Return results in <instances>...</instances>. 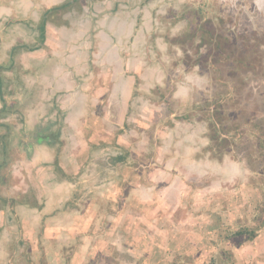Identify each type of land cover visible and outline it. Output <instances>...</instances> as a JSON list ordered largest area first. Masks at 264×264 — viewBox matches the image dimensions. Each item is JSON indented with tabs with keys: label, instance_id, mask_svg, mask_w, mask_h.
Here are the masks:
<instances>
[{
	"label": "rangeland",
	"instance_id": "1",
	"mask_svg": "<svg viewBox=\"0 0 264 264\" xmlns=\"http://www.w3.org/2000/svg\"><path fill=\"white\" fill-rule=\"evenodd\" d=\"M30 1L26 12L22 7L18 15L29 32L34 30L32 46L60 43L62 26L76 27L87 5L85 0ZM96 1L102 13L110 12L102 20V29L94 32L106 30L119 15L126 20V32L131 26L143 31L137 46L130 32L124 36L130 42L129 57L137 59L131 62L129 77L120 80L110 67L95 64V78L80 97L84 114L77 123L82 121L80 135L85 141L71 142L68 136L76 130L57 112L65 135L49 146L58 155L54 163L58 159L60 163L56 176L67 185L57 200L64 214L60 220L73 230L70 238L60 242L66 264L71 259L73 264H264V228L250 241L243 236L225 239L221 229L224 224L236 229L257 223L253 217L264 207L258 153L243 143L240 152L226 153L218 160L205 149L209 101L213 97L230 101L226 94L220 96L224 85L212 79L215 72L209 66L192 65L193 59L207 52L206 47L197 50L194 42L183 49L167 41L199 19H210L217 32L232 40L243 35L264 40V0ZM5 24H9L6 19L1 25ZM98 39L95 36V43ZM260 49L264 51V43ZM94 85L104 86L97 96ZM250 85L249 106L263 109L264 80ZM238 108L234 105L232 110L236 113ZM15 138L19 140L5 141L7 156H0L2 209L15 196L36 204L34 197L38 194L43 200L49 187L48 175L33 179L34 173L27 174L23 166L19 169V160L25 158L24 137ZM74 152L79 154L75 164ZM21 180L29 187L25 197H21L26 189ZM8 186L11 196H7ZM25 225L35 236L44 230L43 219ZM60 227L68 233L67 227ZM18 228L15 225L6 246L20 236ZM27 239L28 248L36 245L31 244L35 238Z\"/></svg>",
	"mask_w": 264,
	"mask_h": 264
},
{
	"label": "crops",
	"instance_id": "2",
	"mask_svg": "<svg viewBox=\"0 0 264 264\" xmlns=\"http://www.w3.org/2000/svg\"><path fill=\"white\" fill-rule=\"evenodd\" d=\"M30 4V0H0V156L3 158L7 156L3 151L5 141L19 140L15 136L24 137L22 147L25 158L19 160V169L23 166L27 174L34 173L33 179L39 175V179L48 175L46 183L49 187L45 189L43 200L39 199L38 194L36 198L34 197V200L38 199L36 204L18 200L15 196L13 197L15 200H9V207L0 208V264H66L64 245L60 242L70 238L69 234L73 235V230L60 220L64 214L59 209L57 200L62 197L58 195L67 185H65L66 180H62L64 178L59 179L56 176V168L60 163L59 159L54 163L58 155H53V150L49 146L57 142L60 135L63 137L65 135L57 112L60 111L64 116L63 122H70L71 127L76 130V133L68 136L71 142L85 141L80 135L82 121L80 124L77 123L84 114L80 97L84 95L88 83L95 78L97 73L94 71L95 64L99 66L105 64V67H110L113 77L120 80L129 77L127 72L131 62L137 59L129 57L130 42L128 43V39L124 38L130 32L128 35L135 36L133 44L137 46L143 29L131 26L126 32V20L119 15L115 16L106 30L96 33L95 29H102V20L109 17L110 10L102 13L98 7L97 23L93 25L95 14L85 7L86 14L77 22L76 27L62 26L60 43L53 45L46 41L32 46L29 43L34 36V30L29 32L30 28L19 21L21 15H18L23 11L22 7H25L26 12V6ZM4 19L9 24L2 26ZM41 28L43 29L42 25ZM95 36L99 37L96 43ZM96 44H98L97 48ZM133 54L135 56V52ZM93 87L97 96L104 86ZM31 125L43 129L44 135L39 137L37 143L29 142L32 136L28 131L21 133L22 130L26 131L25 127ZM6 135L9 138L6 139ZM68 158L70 159L69 156ZM78 158L79 154L74 152L72 163L75 164ZM15 166H12L11 172L16 176L18 170ZM9 170L10 168L1 172ZM15 176L13 178H16ZM20 182L26 188L21 193V197H25L24 193H29V187L25 186L23 180ZM13 187L18 188L15 183ZM10 191L11 187L7 196H11ZM40 192L38 188L37 193ZM37 219L39 222L43 219L44 230L35 236L34 232L25 229V224ZM49 222L53 223V226L50 227ZM15 225L19 227L20 236L6 246V240L15 234ZM20 226H23L22 229ZM60 226L67 227L68 233ZM31 237L35 238L31 244L36 242V245L31 247L28 245V248L27 238ZM51 239L55 242H50ZM19 243L23 244L22 247L18 246ZM68 264H73L72 259Z\"/></svg>",
	"mask_w": 264,
	"mask_h": 264
},
{
	"label": "trees",
	"instance_id": "3",
	"mask_svg": "<svg viewBox=\"0 0 264 264\" xmlns=\"http://www.w3.org/2000/svg\"><path fill=\"white\" fill-rule=\"evenodd\" d=\"M199 20L188 25L182 33L169 37L167 41L181 44L183 49L194 42L197 50L206 47L205 54H200L193 60L187 53L186 57L193 61L192 65L209 66L215 72L211 73L212 79L224 85L220 96L224 97L226 94V99L230 101L223 103L221 97H213L209 101L212 108L208 116L209 140L205 149L219 160L226 153L240 152V144L246 143L247 146L244 147L251 150L255 147L264 179V108H258L257 104L249 106L250 83L264 80V51L260 49L264 40L251 35L232 40V37L217 32L210 19ZM234 105L239 106L236 113L232 110ZM259 186L264 197V184L260 183ZM254 216H257L253 217L257 222L254 226L238 225L236 229H232L224 224L221 229L226 234L223 237L233 239L243 236L247 241L253 240L259 229L264 228V207Z\"/></svg>",
	"mask_w": 264,
	"mask_h": 264
},
{
	"label": "flooded vegetation",
	"instance_id": "4",
	"mask_svg": "<svg viewBox=\"0 0 264 264\" xmlns=\"http://www.w3.org/2000/svg\"><path fill=\"white\" fill-rule=\"evenodd\" d=\"M86 1V4L87 5H85V6H87L88 8H89V10H90V12H93L94 14H95V16L93 17V19L95 20V21H93V25L95 24L96 25V20H97V14H98V11L96 10L98 7H100L99 5V3L95 0V1H93V4L91 3V2H89V0H85ZM97 2V3H96ZM91 3V5H92V7H90V6H88L89 4ZM96 3V9L94 8L95 7V4ZM85 6H83L82 7V14L83 15H85L86 14V8H85ZM99 21V20H98ZM41 128L42 127H40L39 129L37 128V127H35V126H33V125H31V127H30V129L28 130V132L31 134V136H32V138H31V140L29 141L30 143L32 142V143H37L38 142V140H39V137L41 138V136L42 135H44L43 133V129L41 130ZM42 131V133H40L41 131Z\"/></svg>",
	"mask_w": 264,
	"mask_h": 264
}]
</instances>
